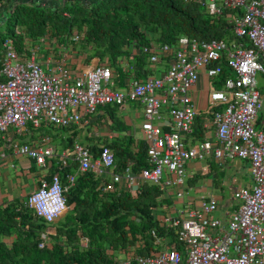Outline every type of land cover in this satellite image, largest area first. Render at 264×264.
<instances>
[{"label":"built area","instance_id":"built-area-1","mask_svg":"<svg viewBox=\"0 0 264 264\" xmlns=\"http://www.w3.org/2000/svg\"><path fill=\"white\" fill-rule=\"evenodd\" d=\"M194 1L211 15L227 14L235 38L181 35L174 44L151 41L139 51L148 56L150 64L166 67L144 78L130 77L123 87L116 85L113 68L99 64L96 58L84 66H73L67 54L61 58L48 54L41 61L46 44L54 43L48 36H41L26 54L17 50L13 38H5L0 67V136L10 140L16 154L41 167L49 168L55 158L64 169L76 163L73 172L67 171L65 181L59 172H52L43 176L28 196L27 205L47 224L68 210L67 191L87 171L94 173L103 193L117 189L135 192L134 186L139 190L150 182L158 186L161 198L173 193L184 199L188 164L246 160L253 182L235 188L233 196L242 203L230 214L227 225L215 214L216 197L202 192L175 214H164L162 220L174 227L183 250L171 246L154 255H136L135 261L264 264V116L260 119L258 115L264 107L258 82V73L264 74V0ZM73 39L80 40L81 34ZM121 59L124 70H128L131 58ZM203 74L209 81L202 89L203 109L212 115L215 131L212 137L189 145L187 135L199 115L193 91ZM217 79L221 87L214 85ZM129 103H138L144 113L141 128L147 144V165L137 171L133 162L118 170L115 152L108 145L95 155L80 141H74L68 150L53 145L47 134L34 143L17 138L29 124L35 129L47 124L70 128L81 125L85 115L94 114L100 107ZM39 245L43 247L45 241Z\"/></svg>","mask_w":264,"mask_h":264},{"label":"trees","instance_id":"trees-1","mask_svg":"<svg viewBox=\"0 0 264 264\" xmlns=\"http://www.w3.org/2000/svg\"><path fill=\"white\" fill-rule=\"evenodd\" d=\"M0 3L5 4L6 13L0 23V67L5 38H13L17 50L26 54L41 36H48L56 50L68 53L77 50L87 64L96 58L99 64L110 65L119 87L130 77L144 78L152 72L148 56L139 51L140 46L151 41L174 44L181 35L230 41L235 38L227 14L211 15L194 0H63L48 5L0 0ZM77 33L81 34L80 40L73 39ZM244 41L248 43L246 38ZM131 47L136 50H130ZM123 56L131 58L128 70L121 65ZM104 108L110 110L112 106ZM113 121L117 135L110 143L91 146L94 154L108 145L115 152L118 170L129 162H133L135 171L147 165L146 142L135 141L124 121L117 118ZM28 128L35 129L31 124ZM70 145L72 138L68 139ZM54 170L64 180L71 167L56 166ZM97 185L92 171L78 177L67 191L68 202H75V206L67 215L65 226L58 227L50 235L53 241L43 247L39 244L44 240L47 224L29 206L22 205L18 211L14 206L4 225L12 221L15 224L18 213L21 222L30 224V230L23 234L20 243L0 250V264H123L115 252H126L130 245L142 242L136 250L138 254L155 253L159 251L155 246L161 237L167 239L168 245L183 250L174 227L161 222L154 212L164 200L157 185L145 182L135 192L117 189L102 194L96 192ZM60 235L65 241L60 240ZM131 264H136L135 259H131Z\"/></svg>","mask_w":264,"mask_h":264},{"label":"crops","instance_id":"crops-1","mask_svg":"<svg viewBox=\"0 0 264 264\" xmlns=\"http://www.w3.org/2000/svg\"><path fill=\"white\" fill-rule=\"evenodd\" d=\"M25 1L31 2V3L35 2V3L41 4V5H44V4L48 5L51 3H55V4L61 3L63 0H25ZM11 2H13V0H11ZM3 4L4 3H0V13H1L0 23L5 19V16H6V13H4L5 4L4 5ZM9 5H10V3L7 2V6H9ZM54 47H55L54 43L52 45L46 44V47H44V49H43L44 52H43V54H41L40 60L41 61L44 60V57L48 54H54L55 56H58V58H60V55L63 56L64 54H67L68 55L67 60L71 64H73V66H78V65L84 66L86 64L84 62V60H82V58L79 55V53L77 52V50H71V51L69 50V53L68 52L65 53V51L56 50V49H54ZM150 67H151L152 72L159 73L160 71L162 72V70L166 67V64H162V65L150 64ZM213 82H214V85L217 87L222 86L220 79H217ZM208 83H209V81H208L206 75L203 74L201 79H200V82H199V87L193 91V97H194L195 103H196L197 107L199 108V115L195 120L192 132H190L187 135V140H188L187 142L189 145H195L199 141H201L207 137H212L214 135L215 127L213 124L212 115L210 113H206L205 108L203 109V105L205 103V97L202 93V89L207 87ZM218 83H220V84H218ZM130 105L133 106V109L135 111L134 112L135 117L141 118L142 122H143L144 121V113H143L142 106L139 105L138 103H136V104L131 103ZM96 112L92 115H85L83 117V123L81 125L73 126L70 128L69 127L65 128L69 132V135L66 137H64V135L59 134V133H56L55 134L56 136L52 137V133L49 132L50 130H45V132H43V129L39 130V129L28 128L23 134H21L20 136H17L18 141L34 143L39 139V137L41 135L47 134L51 137V143L53 145H55L59 149H68V150L72 149V145L68 146V139L69 138H72V144L74 143V141H80L81 143L88 145L89 147L94 146L96 144H97V146H101L102 143H104V141H107L108 143H110L114 139V137L117 135V132H118L114 128H113L114 130L112 129L111 131H106L105 127L102 129L99 128L96 133L93 131H90L88 133V136H91V137H89L90 138L89 141L86 140V137L83 139L84 141L80 140L82 138V134L80 132H82V133L84 132V134H86V130L87 131L93 130V123L96 122L101 117V115L106 116V117L104 116L103 118L110 119V114L107 113V115H106V114L102 113L101 115H98V114H96ZM121 115L125 116V113L122 112ZM131 120L134 121L135 119L131 118ZM127 125H129V124H127ZM47 126H49V125L47 124ZM50 126H52V125H50ZM55 129H64V128L55 127ZM138 129H139V127H138ZM208 129L212 130V133H211L212 135H210V136L206 135V131ZM141 130H142V128L140 127L141 135H137L135 130L132 133L135 141H144L143 131H141ZM200 131L202 133H200ZM94 135L96 137H94ZM55 137H59L62 140L65 139L66 141L63 142L60 146H58L54 142ZM92 138H94V139H92ZM9 144H10V140L6 139L3 136H0V250L3 247H7V248L11 249L15 243H20L22 240L21 238H22L23 234L25 236L26 233L29 232V230H30V224L21 222V217H19L18 213H17V217L15 218V224L12 221L11 224L8 223V225L5 226L4 220L6 218H8L10 215H12L10 210H12V208L14 206H17L16 211H18V208L22 205L28 206L27 205L28 196L38 186L41 178L43 176L49 177L50 173L56 172L54 170V168L56 166H59L60 168H62L60 163H59L58 158H55L53 160V163L49 168H47V167L45 168V167H41L39 165H36L34 163V161L32 159H30L29 157L24 156V155H20V154H16L13 151V149L10 147ZM212 162L215 163V165L219 164L217 161H214V160H208V161L202 162V163L193 162V163L188 164L189 178H188V184L185 187V194L187 193L186 189H188V188L190 189L194 185V184H192L191 181L194 180L192 178L195 174H197V176L200 177L199 174L207 173L209 171L211 172L210 164H212ZM10 168H13V172H14L13 174H12V172H10ZM75 168H76V163H72L70 171L73 172L75 170ZM203 168H206V169L203 171L202 170ZM249 168H250V166H249ZM57 172H59V171H57ZM60 175H61V173H60ZM61 177H62V175H61ZM107 178H109V175L107 176ZM65 179H64V181H65ZM96 180L98 181V185H97L95 190H96V192L102 194L103 192L99 188L100 182L98 179H96ZM252 182L253 181H252V177H251V181L249 183H247L246 185L252 184ZM122 186L124 188V184ZM201 187L202 186L198 185L197 188L195 187V189L197 191H201L202 190ZM207 187L212 188L211 179H210V181L207 182ZM137 189H138V186L133 187V191H135ZM126 190H128V189H126ZM209 192L210 191H208L206 193L211 194ZM231 194H232V198H234V196H233L234 191ZM211 195H213V194H211ZM198 196H199V194L196 196L188 195L184 199H178L174 196L173 193H170V195L163 197L164 200L154 210V212H155L156 216L158 217V219L161 222H163L162 220H163L164 214H169V213L175 214L177 209H179L181 207H185L188 204L189 200L197 199ZM68 204H69L68 210L66 212H64L61 215V217H59L53 223H50V224L46 223L47 224V228L45 229L46 233L43 236V238H44L43 241H45V243L46 242L51 243L53 241V239L50 238V235L55 234L58 227H64L65 226L66 217L73 210V208L75 206V202H70V203L68 202ZM238 206L239 205H237L236 207L231 209L230 212H228V217H230V214L236 208H238ZM61 219H63V220H61ZM58 221H59V223H58ZM174 231H175V229H174ZM175 234H176V231H175ZM60 240L65 241V237L63 235H60ZM164 241L166 243H165V246L163 247V246H161L162 245L161 243H163ZM157 242L158 243L156 244L155 247H158L159 251L155 252V253H151V255L157 254L160 251H162L168 247H171L170 245L167 244V239L164 237L158 238ZM141 246H142V242H139L137 244L130 245V247L127 249L126 252H119V253L115 252V253L117 254L118 258L122 261V263L126 264V262L128 260L135 259L136 255H140L136 252V250L138 249V247H141ZM129 264H131V262Z\"/></svg>","mask_w":264,"mask_h":264},{"label":"rangeland","instance_id":"rangeland-1","mask_svg":"<svg viewBox=\"0 0 264 264\" xmlns=\"http://www.w3.org/2000/svg\"><path fill=\"white\" fill-rule=\"evenodd\" d=\"M14 19H15L14 16H11V20L14 21ZM258 82H259L260 90L264 94V74L258 73ZM130 104L131 103L126 104L124 106H112V109L110 110L104 107L99 109L96 112V114L101 115L102 113H104L107 115V113L110 114V111H112L113 118L106 119V118H103L105 115H101V117L96 122L93 123V130H88V131L86 130V134H84V132L83 133L80 132L82 134V138L80 140L84 141L83 139L86 137V140L89 141L90 139L89 137L91 136H88V133L90 131H93L96 133L99 128L102 129L105 127L106 131H111L113 129V126L116 124V122L113 121L115 118L129 124L128 128L131 133H133L135 130L137 135H141L140 127L142 124V119L139 117H135L134 115L135 111L133 109V106ZM122 112L125 113V116L121 115ZM258 115H259V118L264 116V107L259 112ZM131 118H134L135 120L132 121ZM42 129H43V132H45V130H50L49 132L52 133V137L56 136L55 135L56 133L62 134L64 135V137L69 135V132L67 129H55V127L53 128V126H50V125L49 126L44 125ZM211 133H212V130L210 129L206 131V135L208 136L212 135ZM94 137L96 136L94 135ZM65 141H66L65 139L62 140L59 137H55L54 139V142L58 146H60ZM210 168H211V172L209 171L207 173L199 174L200 177H198L197 174L193 176L192 179L194 180L191 182L194 185L192 186V188L186 189L187 190L186 197L188 195L196 196L200 194L201 192L210 191L209 193L213 194L216 197V200L218 202V210L215 212V214L221 217L224 224L227 225L229 221L228 212H230L231 209H233L234 207L242 203L240 199L232 198L231 193L234 191L235 188L246 185L247 183L251 181L252 176H251V172L249 168V162L246 160H241L239 158L227 159V161L223 164L215 165V163L212 162V164H210ZM10 172H12V174L14 173L13 168H10ZM210 179L212 181V188L207 187V182L210 181ZM198 185L202 186L201 191H197L195 189V187L197 188ZM165 243H166L165 241L161 243L162 244L161 246L164 247Z\"/></svg>","mask_w":264,"mask_h":264},{"label":"clouds","instance_id":"clouds-1","mask_svg":"<svg viewBox=\"0 0 264 264\" xmlns=\"http://www.w3.org/2000/svg\"><path fill=\"white\" fill-rule=\"evenodd\" d=\"M49 218H51V217H49Z\"/></svg>","mask_w":264,"mask_h":264}]
</instances>
